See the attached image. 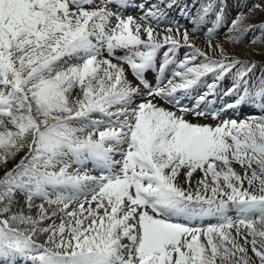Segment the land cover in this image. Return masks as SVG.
I'll return each instance as SVG.
<instances>
[{"label":"snow or ice","instance_id":"6c2138e0","mask_svg":"<svg viewBox=\"0 0 264 264\" xmlns=\"http://www.w3.org/2000/svg\"><path fill=\"white\" fill-rule=\"evenodd\" d=\"M101 2L103 7L94 0H0V163L28 149L0 176V264H252L233 228L264 264V230L256 227L264 225V115L215 126L185 118L191 113L219 120L237 106L264 112V65L256 76L255 61L220 44L221 57L214 59L190 42L188 29L181 33L178 22H170L168 35L158 41L151 25L168 19L159 5L147 11L141 6L142 25L108 7H127V0ZM222 10V3L209 0L195 17L181 12L194 33L215 12L214 26L204 33L211 41L223 24ZM240 24L238 14L228 31L239 35L229 41L241 42L255 27ZM260 41L264 32L252 42ZM181 49L184 58L177 63ZM161 51L153 86L146 74L156 71ZM124 65L146 93L127 79ZM173 65L172 79L161 86ZM225 79L231 84L224 95L237 98L217 111L208 97ZM201 86L207 91L189 108L183 101ZM157 98L178 111L158 106ZM88 162L98 176L69 171L71 164L83 168ZM196 171L204 178L194 191L177 183L184 175L191 188ZM245 181L249 187L258 183V192L244 187ZM17 194L29 210L35 199L62 207L48 214L41 204L35 218L12 212ZM49 219L53 223L42 227ZM209 219L217 222L190 226ZM37 233L47 234L51 246L37 243Z\"/></svg>","mask_w":264,"mask_h":264},{"label":"rangeland","instance_id":"374dc122","mask_svg":"<svg viewBox=\"0 0 264 264\" xmlns=\"http://www.w3.org/2000/svg\"><path fill=\"white\" fill-rule=\"evenodd\" d=\"M189 1L190 0H164V3L161 4L160 0H127V7L117 9V7L115 5H112V4H109L108 7L113 12L119 11L123 18H127L128 16H132L138 23L144 25L146 23V21L141 19V16L143 15V12L141 10V6H143L144 11H147L152 5H159L160 9L162 11L166 12L168 19H167V21H165V23L162 26L158 27L155 24L151 25L154 28V35L158 41L162 42L163 37L168 35V32L166 29L168 28L170 22H178L180 25L184 26L183 28L180 29L181 33L184 31L185 28L188 29L190 42L192 44H194L195 47H197L201 51H203L206 55H208L214 59H219L221 57V48H218L217 44H220L222 46V48L224 50H226V52L229 54L235 55V56L239 57L240 59L255 61L256 64L258 65V67L256 69V76H259L260 75V67L259 66L264 65V41L255 42V43H253L252 41L255 38L260 37L261 33H258L255 35L253 33H251L252 37H250V39H244V37H243L241 42L229 41L227 39L229 36L239 35V32H235V31L229 32L228 31L232 20L237 19L238 14L241 17V24H240L241 28L244 27L243 22L245 20L255 19V20L259 21V20H262L264 18V9H262L263 8V7H261L262 5L258 6V3H257L258 0L240 1L235 5L233 12L229 11L230 7H223L224 13L222 14V12H221V15L223 17V24H222V26L217 25V27L219 28V31H217L216 34L211 38V41H209V38L204 33L207 31L208 28L214 26L215 19L213 21H209V15H208L207 21L203 25L201 30L198 33H194L192 31L193 25L191 23H189L188 19H185L183 13L181 12V9H186L187 11H189L191 13L192 17H195L197 15L198 9L201 8L202 4L209 2V0L201 1L202 3L200 5H196V7H193V5H189L188 4ZM193 3H195V1ZM168 4H172L173 6L171 8H168L167 7ZM94 6L95 7H103L104 5L101 2V0H94ZM219 9L220 8L217 7L216 11H219ZM115 23H116V20L113 17L111 19V25L114 26ZM172 34L174 36L176 35L175 23L172 24ZM141 38L147 39L146 34L141 32ZM180 39L182 42V36L180 37ZM228 45H232L235 47L236 46H246V47L252 48L253 57L249 58V57H243L242 55H238L237 53H234L232 50H230ZM184 51H185V49L180 50L179 57L177 59V63L179 62L180 59L184 58ZM122 54L123 53L121 50H117L116 55H122ZM104 56L105 57L107 56L106 52L104 53ZM162 59H163V56H162V51H161V53H159L158 57H157V61H156L157 69H156V71H149L146 74V79L153 86H155L157 83L156 77H157L158 70H159V64L162 61ZM112 62L113 63H120V61H118L114 58L112 59ZM124 67L126 69V77L129 81L132 82V85L134 87H139L141 92L146 93V89H144L143 85L140 84V82L135 79V77L133 76L131 71L128 69L127 65H124ZM173 67H175V66L174 65L170 66L167 69V71L164 73V81L161 84V86H164L165 84H167L169 79H172V68ZM253 79H255V77H253ZM224 81L218 87L216 94L208 97V100L214 102L210 106L217 111L222 109L226 104L234 103V101L237 98L235 96H225L224 95V92L227 90L228 87H230L231 80L229 79L228 83L225 82V84H224ZM173 82H179V78H175ZM207 82L208 83L212 82L211 77L207 78ZM206 91H207L206 87L201 86L200 88H198L197 90L194 91L193 98L184 100L183 103L187 104L188 107L191 108L192 105L195 103V98L199 95H202ZM77 95H79V94L73 93L74 97ZM143 99H148V97L145 95L143 97ZM139 102H140V100L137 99V103H139ZM154 102L157 103L158 106H162L165 109L172 110V111H178L172 105H170V104L166 103L165 101L160 100L158 98L155 99ZM238 107H242V106H238ZM235 108L228 109L226 112H224L223 115H221L219 117V120L213 119L211 115H209L208 117L205 118V117H195L191 113L186 114L185 118L192 123L210 124V125L215 126L217 123L223 121L224 119H237V121H239V120H245L252 115H264V112H258L257 109H255L253 107H249V106H244L243 110H240L238 108L235 109ZM112 110L115 111L116 109L113 108ZM93 118H100V117H99V115H97V116H94ZM88 131H91V129H88L82 135L87 136ZM27 151H28V149H27V147H25L18 154L23 156ZM16 159H17L16 157L9 158V159H7L6 162H8L9 164H12L16 161ZM3 164H5V163H3ZM232 167L234 168V170L238 174H240L242 176L244 175V169L238 163L233 162ZM85 170H87L88 174L93 175V176H98L100 174V172L94 168V166L91 162H88L83 168H78V166L75 164H71V167L69 168V171L73 174H76L77 172H79L80 174H83ZM203 178H204V174L200 171H196L193 174V176L190 178L191 188H189V183L186 182V177L184 175L179 176L177 183L187 190H193L194 191L197 187V182ZM208 181H209V183H211V177L210 176L208 177ZM221 183H222V180H221ZM244 187H249V185L247 184V181L244 182ZM258 189H259L258 183L254 184L252 187H249L250 191L258 192ZM17 199L19 202L13 207L12 212H19V211L23 210L25 214L32 215L34 218L37 216V213L40 211L38 206L41 204L44 205V209L46 210V212L48 214H51L52 212L57 211L58 208L62 207V205H49L41 199H35L33 201L34 206L31 208V210H29L27 207V204L25 202V197H23L21 194H17ZM89 199H90V197H89ZM77 205H78V202H75L73 205H70L68 210L71 211L73 209V207H76ZM85 207H87V205H85ZM11 214L12 213H9L8 215H11ZM230 215H232L233 218H235L234 212L230 213ZM61 218H62V215L58 213L57 216L54 218L55 222L58 224L60 222ZM216 222H217L216 220L212 219L208 222H199V223H196L195 225H190V226L206 227L208 224L216 223ZM51 223H53L52 219L45 220L41 223V226L46 227L47 225H49ZM20 227L23 228L26 226L21 225ZM256 227L260 230H264V225H261L260 223H257ZM240 231L244 235H247V229L241 228ZM230 232H231L232 237L238 243H240L241 245H243L244 247L247 248L248 256L251 258L252 264H258V259L254 256V253L252 252V249H251V245L245 244L243 236L237 235V231L235 228L231 229ZM33 239H35L36 242L39 244H44V245L49 246V247L51 246V245L46 244V241L48 239L47 234L37 233L35 236H33ZM248 239L250 240L251 237L249 236ZM257 239H259V238H257ZM200 240L205 245L207 244L206 238L203 236V234H201ZM220 263H221L220 260L217 259V264H220ZM17 264H31V262L21 259V260L17 261Z\"/></svg>","mask_w":264,"mask_h":264},{"label":"trees","instance_id":"16d2710c","mask_svg":"<svg viewBox=\"0 0 264 264\" xmlns=\"http://www.w3.org/2000/svg\"><path fill=\"white\" fill-rule=\"evenodd\" d=\"M200 2L201 1H204V0H199ZM240 1H244V0H216V3L217 5L219 3H222L223 4V7H230L229 11L233 12L234 8H235V5L240 2ZM258 6L262 5L261 7H263L262 9H264V0H258ZM219 11H221V9H219ZM223 11H224V8H223ZM247 24H252L254 25V29L253 31L247 33L245 36H244V39H250V37H252V34L253 33L254 35L255 34H258V33H262L264 32V18L262 20H255V19H248V20H245L243 22V26L247 25ZM17 159L14 163L12 164H9L8 162H6V164H3V163H0V176L3 175V173L8 170V169H11L14 167V165L16 163L19 162V160L21 159V155L17 154L15 156ZM221 264V263H220Z\"/></svg>","mask_w":264,"mask_h":264},{"label":"bare ground","instance_id":"6f19581e","mask_svg":"<svg viewBox=\"0 0 264 264\" xmlns=\"http://www.w3.org/2000/svg\"><path fill=\"white\" fill-rule=\"evenodd\" d=\"M229 49L232 50L234 53H237L238 55H242L243 57H253L252 48L246 47V46H232L228 45Z\"/></svg>","mask_w":264,"mask_h":264}]
</instances>
